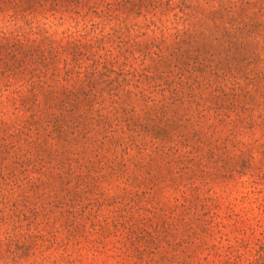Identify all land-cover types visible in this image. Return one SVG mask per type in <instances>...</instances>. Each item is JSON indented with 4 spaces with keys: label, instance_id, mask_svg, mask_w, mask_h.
<instances>
[{
    "label": "rangeland",
    "instance_id": "374dc122",
    "mask_svg": "<svg viewBox=\"0 0 264 264\" xmlns=\"http://www.w3.org/2000/svg\"><path fill=\"white\" fill-rule=\"evenodd\" d=\"M101 21L93 18L72 31L100 38L110 27L91 24ZM67 27L52 31L62 35ZM12 29L0 23V31ZM130 52L115 51L120 62L130 56L127 80L137 85L134 70L149 67L160 87L140 88L151 98H168L167 116L158 119L163 114L135 97L143 115L131 119L139 124L136 132L123 125L114 133L118 140L124 131L131 136L127 156L135 161L129 166L108 142L100 143L102 135L50 142L44 149L42 141L27 171L0 156V169L16 168V177L0 178V264H264V79L250 80L264 64L245 67L241 57L206 54L201 59L212 69L183 56L182 68L173 71L153 61L142 65ZM259 53L253 46L245 56ZM235 76L242 90L234 89ZM208 81L224 91L207 88ZM180 96L197 98L188 105L177 101ZM21 119L0 104V120ZM161 132L168 146L179 149L181 175L156 151ZM148 158L149 168H140L137 161Z\"/></svg>",
    "mask_w": 264,
    "mask_h": 264
},
{
    "label": "trees",
    "instance_id": "16d2710c",
    "mask_svg": "<svg viewBox=\"0 0 264 264\" xmlns=\"http://www.w3.org/2000/svg\"><path fill=\"white\" fill-rule=\"evenodd\" d=\"M93 18L102 21L92 26H109V32L88 38L80 30L72 31L80 23L87 27ZM1 22L13 29L0 31V104L21 113L22 119L13 124L0 120V156L11 157L15 167L24 171L38 157L42 141L44 149L50 148V142L69 143L96 135H102L100 143L105 146L108 142L116 158L121 157L127 166L135 161L127 156L133 144L131 136L124 131L118 140L114 133L123 125L132 134L136 132L139 124L131 119L143 116L141 105H134L136 96L145 100L143 106L148 111L163 114L158 119L167 116L168 98H151L146 88H140L144 84L160 87L149 67L135 69L140 79L137 85L130 84L124 72L130 56L120 62L122 52L133 50L129 54L133 60L141 59L142 65L153 61L173 71L182 68L183 56L188 61L195 58L203 70L212 69L201 59L206 54L211 58L241 57L245 67L264 64V0H0ZM66 23L62 35L52 31ZM253 46H259L262 53L254 58L245 56ZM256 77L264 79V66L249 79ZM235 78L234 89L242 90L240 78ZM205 85L214 88L211 81ZM187 87L194 88L191 84ZM178 98L193 105L197 96ZM163 133L156 151L170 158V171L181 175L184 168H177L179 149L168 146ZM141 145L140 149H147ZM138 163L140 168H149L151 159ZM15 170L0 169V178L16 177Z\"/></svg>",
    "mask_w": 264,
    "mask_h": 264
}]
</instances>
